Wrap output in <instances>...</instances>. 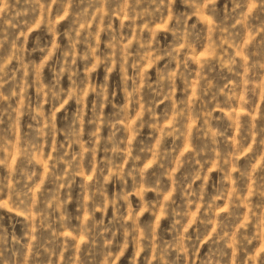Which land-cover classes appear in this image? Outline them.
I'll return each mask as SVG.
<instances>
[{
  "label": "clouds",
  "instance_id": "1",
  "mask_svg": "<svg viewBox=\"0 0 264 264\" xmlns=\"http://www.w3.org/2000/svg\"><path fill=\"white\" fill-rule=\"evenodd\" d=\"M121 262L264 264V0H0V264Z\"/></svg>",
  "mask_w": 264,
  "mask_h": 264
},
{
  "label": "rangeland",
  "instance_id": "2",
  "mask_svg": "<svg viewBox=\"0 0 264 264\" xmlns=\"http://www.w3.org/2000/svg\"><path fill=\"white\" fill-rule=\"evenodd\" d=\"M258 39H259V37H258ZM121 264H123V262H121Z\"/></svg>",
  "mask_w": 264,
  "mask_h": 264
}]
</instances>
